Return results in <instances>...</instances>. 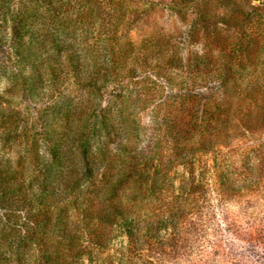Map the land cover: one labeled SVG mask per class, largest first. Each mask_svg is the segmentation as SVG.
I'll use <instances>...</instances> for the list:
<instances>
[{
  "label": "rangeland",
  "instance_id": "rangeland-1",
  "mask_svg": "<svg viewBox=\"0 0 264 264\" xmlns=\"http://www.w3.org/2000/svg\"><path fill=\"white\" fill-rule=\"evenodd\" d=\"M35 2L0 0V193L11 200L40 171L73 162L75 110L84 104L78 96L99 85L88 83L94 77L107 78L100 106L131 111L139 137L93 139L87 152L107 143L104 160L79 186H101L109 178L96 170L113 168L117 176L132 160L143 186L159 172L153 192L124 193L128 215H141L133 238L116 229L96 247L73 231L78 255L54 230L43 235L47 247L65 264H264V0H45L55 8L42 5L43 20L30 11ZM31 52L36 58L25 61ZM180 113L197 125L174 127ZM93 115L87 109L83 117L92 123ZM53 145L64 153L60 160ZM90 200L87 193L78 210ZM5 210L0 220L9 228L15 220ZM34 255L25 250L28 264Z\"/></svg>",
  "mask_w": 264,
  "mask_h": 264
},
{
  "label": "trees",
  "instance_id": "trees-1",
  "mask_svg": "<svg viewBox=\"0 0 264 264\" xmlns=\"http://www.w3.org/2000/svg\"><path fill=\"white\" fill-rule=\"evenodd\" d=\"M42 5L48 11L55 8L46 5L45 0L35 2L30 11L33 12V15L38 13V16H41V20L44 19V14L41 15L39 13ZM21 28L22 26L19 25L13 28V37L16 39L17 46L23 43L21 40L23 35L20 33ZM32 41L35 43L33 39H29L27 42L32 43ZM31 47L29 50H31ZM34 58H36L35 53L31 52L24 57V60L32 62ZM69 59L72 63L71 55ZM106 79L104 76L101 78H90L88 81L90 86H93L92 83L96 82H100L99 85L93 86L91 90H82L78 96V102L84 104L83 106H76L75 110L74 136L70 139L76 149L71 151L72 155L69 159H72L73 162L67 165L70 168L66 166L65 170L62 169L58 172L52 171L50 168L40 171L39 175H35V179L37 178V180L27 182L24 187H17L16 193L11 200L6 199L4 189L2 190L3 193H0V206L4 210L7 208L15 220L14 224H10L11 227L9 228H5L4 225L6 223L0 220V264H28L27 258L30 259L32 256H25V250L34 251L33 264H65V257H62L63 261L60 262L59 253L53 250L55 248L47 247L46 242H49V239L47 241V238L43 236H49L54 230L61 234H66L68 240L65 242L72 244L69 250L72 251V254L80 253V255L83 247L77 244V240L73 244L74 241L72 239H77L73 231L77 232L80 230L84 232V235H89L92 238V245L96 247L106 245L107 240L111 237L109 232L116 229L125 230L128 238L135 236V226L141 215L137 212L128 215L131 211L129 206L124 202V193L126 195L129 193V196H131V192L135 191L134 194L143 195L144 189H147L150 193L153 192L157 187L156 182L159 181L158 171L153 173L151 178H148V184L143 186L142 168H138L132 160V164L122 166V171L117 176H114L116 171L113 168L109 170H96V174H100L101 178H109L106 179L108 182L101 186L90 188L88 185L80 187L78 184L84 177L92 178L95 171L93 167L94 162L98 161V159L100 160V156L104 158L105 145L107 143H102L100 148L94 153L92 151L87 152L93 139L100 141L102 137L106 139L112 133L118 138V132H121L127 136L124 138L126 141L132 139H134V143L138 141L139 134L131 111L126 112L122 110V104H116L112 107L108 105L109 101L105 102L102 107L100 106L102 93L100 92L99 94V90L107 81ZM53 88L51 87V91L59 94ZM94 91L98 93L96 94L95 92L93 94ZM85 92L87 95H84ZM87 109L92 111L94 117L96 115L98 117L92 120V123L87 122V117H83ZM96 111H98V114ZM182 115L184 114L175 115L170 122L174 124V127L180 126V129L190 128L192 130L197 124L191 121L193 120L191 117L184 118ZM66 117L67 115H64V118ZM258 121H261L260 123L264 128V116H260ZM204 128H208L207 123L204 124ZM89 130H91L92 134L90 136ZM122 144L119 141L116 147H120ZM198 144L200 147L203 146L204 140L201 139ZM134 145L136 144L132 146ZM50 152L52 158H56L55 160H60L64 154L60 152L56 145L51 147ZM177 154L179 156V153ZM135 155L136 151L133 150L131 157ZM103 158L100 160L101 162L104 160ZM109 159L112 160L111 157ZM56 175H60V180H58L57 184H54L55 182L53 183V181ZM130 177L132 179L129 180L128 178ZM67 178H72V180ZM59 192L62 193V202L58 199ZM87 193L91 198L90 205L86 210L83 209L80 212L78 210L80 201L86 198ZM47 195H50V199L47 205H44L43 199ZM45 206L47 209H45ZM171 220L175 225L176 220L174 218ZM18 221L20 224L17 223ZM141 221L143 222L144 220L142 219ZM146 221L147 227L149 224H152V221ZM22 224L25 226V230L20 229ZM177 236L176 234H172L171 237L173 239ZM147 247L151 248L150 243H147ZM127 249L129 250L130 247L127 246ZM29 255L32 254L29 253Z\"/></svg>",
  "mask_w": 264,
  "mask_h": 264
}]
</instances>
